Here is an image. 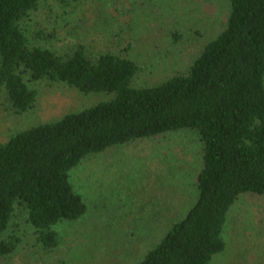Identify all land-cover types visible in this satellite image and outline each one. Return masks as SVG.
Segmentation results:
<instances>
[{
    "label": "trees",
    "instance_id": "trees-1",
    "mask_svg": "<svg viewBox=\"0 0 264 264\" xmlns=\"http://www.w3.org/2000/svg\"><path fill=\"white\" fill-rule=\"evenodd\" d=\"M41 2L0 0L5 106L16 116L26 114L41 82L111 99L0 144V258L20 244L17 211L47 251L59 243L55 226L85 215L69 172L87 157L192 131L201 146L193 204L138 264H210L225 249L223 231L234 203L244 195L264 196V0H227L224 28L187 72L142 88L133 86L139 68L125 56H92L80 43L62 55L31 47L22 24ZM36 38L48 42L54 35Z\"/></svg>",
    "mask_w": 264,
    "mask_h": 264
},
{
    "label": "rangeland",
    "instance_id": "rangeland-1",
    "mask_svg": "<svg viewBox=\"0 0 264 264\" xmlns=\"http://www.w3.org/2000/svg\"><path fill=\"white\" fill-rule=\"evenodd\" d=\"M228 12L227 0H42L22 28L31 47L59 55L80 43L92 56H125L139 68L133 86L142 88L185 74L224 28ZM39 33L54 38L38 40ZM34 88L36 102L20 117L5 106L0 90V144L111 99L45 82ZM200 149L195 132L181 131L87 157L69 172L85 215L55 226L59 243L47 251L17 211L20 244L0 264H138L193 204ZM223 239L224 251L210 264H264V196L244 195L234 203Z\"/></svg>",
    "mask_w": 264,
    "mask_h": 264
}]
</instances>
